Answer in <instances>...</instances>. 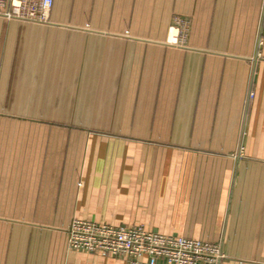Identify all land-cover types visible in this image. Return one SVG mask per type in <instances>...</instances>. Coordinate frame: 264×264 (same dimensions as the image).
<instances>
[{
    "label": "crops",
    "instance_id": "crops-1",
    "mask_svg": "<svg viewBox=\"0 0 264 264\" xmlns=\"http://www.w3.org/2000/svg\"><path fill=\"white\" fill-rule=\"evenodd\" d=\"M52 2L0 16V264H129L71 250L73 219L264 264V0Z\"/></svg>",
    "mask_w": 264,
    "mask_h": 264
},
{
    "label": "built area",
    "instance_id": "built-area-1",
    "mask_svg": "<svg viewBox=\"0 0 264 264\" xmlns=\"http://www.w3.org/2000/svg\"><path fill=\"white\" fill-rule=\"evenodd\" d=\"M52 0H0V16L19 23L53 27L49 19ZM179 31L186 30L183 20ZM68 246L103 256L125 257L129 264H220L226 259L220 243L161 235L143 226H111L73 219L67 229Z\"/></svg>",
    "mask_w": 264,
    "mask_h": 264
},
{
    "label": "rangeland",
    "instance_id": "rangeland-1",
    "mask_svg": "<svg viewBox=\"0 0 264 264\" xmlns=\"http://www.w3.org/2000/svg\"><path fill=\"white\" fill-rule=\"evenodd\" d=\"M82 33H83V35H85V37H87V36L88 37L97 36V37H100V38H105V39L107 38V40H108L109 37H111V38L114 37V38H116L115 42H116L117 49L119 47H122L121 46L122 42H120V40H118V39H120L119 36H122L123 34L122 33H118L117 31H114L113 29H109V30H107V29H98V30H95V31H92V32L84 30V31H82ZM109 41L111 42L112 40H109ZM109 41H105V40L101 41V44H100L101 45L100 46L101 51H102L103 48L109 49L111 44H108V45L104 44V43H107Z\"/></svg>",
    "mask_w": 264,
    "mask_h": 264
}]
</instances>
